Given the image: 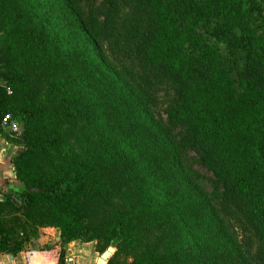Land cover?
I'll list each match as a JSON object with an SVG mask.
<instances>
[{
    "label": "trees",
    "instance_id": "16d2710c",
    "mask_svg": "<svg viewBox=\"0 0 264 264\" xmlns=\"http://www.w3.org/2000/svg\"><path fill=\"white\" fill-rule=\"evenodd\" d=\"M121 2L0 0V33L6 35L0 81L12 75L11 86L17 83L11 97L0 85V115L21 119L25 160L61 175L18 194L79 208L92 193L107 194L114 187L108 184L125 170L122 160H137L138 168L149 163L153 173L165 165L174 177L155 180L136 214L116 225L118 250L129 253L139 244L137 219L171 232L180 226L183 232L200 216L217 223L220 233L205 227L187 248L186 235L177 245L162 233L166 259L264 264V0H129L127 19L120 17ZM47 19L54 21L50 33L44 30ZM52 36L60 46L61 70L53 59ZM119 55L137 63L126 65ZM48 60L50 103L40 105L33 80V73H40L33 70L48 66ZM162 86L173 89L177 100L157 121L151 103ZM14 99L28 103L14 111ZM123 131L129 152L117 142ZM189 150L213 175L210 200L192 187ZM25 208L17 205L27 216ZM228 218L250 228L254 252L231 233ZM78 239L83 232L68 242ZM8 241L0 229V252L9 250ZM15 246L17 252L20 243ZM60 256L58 264H67L65 252Z\"/></svg>",
    "mask_w": 264,
    "mask_h": 264
},
{
    "label": "rangeland",
    "instance_id": "374dc122",
    "mask_svg": "<svg viewBox=\"0 0 264 264\" xmlns=\"http://www.w3.org/2000/svg\"><path fill=\"white\" fill-rule=\"evenodd\" d=\"M128 1L129 0H122L120 4V17L122 19L129 18L128 14L131 12V6L127 5ZM42 16L44 17V15ZM45 22L48 24L44 30L50 33L53 25L49 26V24H53L54 21L47 19ZM5 40L6 35L0 33V49ZM51 41L55 42V48L57 50L53 53V59L57 60V69L61 70L63 64L62 59L59 58L60 46L58 42H56L57 37L52 36ZM107 46L109 47V45ZM46 52L50 53L49 47ZM48 56L49 54L47 57ZM118 57L119 60L126 65L135 66L137 63L127 59L124 55H119ZM114 61L119 64L116 60ZM51 62L48 60V66L38 65V67L33 70L40 73V77L33 73V76L36 78L33 77L34 85L37 87L34 101L40 105L50 103L48 74L49 69L52 68L50 65ZM40 69L41 72H39ZM2 72L8 73V70L3 69ZM12 77L13 76L11 75L8 76L7 81H0V85L7 88V93L10 97L14 95L13 87L17 86L16 82L11 86L13 82L11 80ZM154 92V101L151 103V107L155 113L156 120L160 121V119L166 118V111L177 100L176 94L173 89L164 86L159 88L158 91L154 90ZM12 103L11 107L13 108L10 109L17 111L14 108L20 107L28 102L26 99H14ZM2 115H0V121ZM101 115L104 117L103 113H101ZM92 116L96 117L93 113ZM15 119L21 123V119L18 116ZM77 132L78 128L74 127L72 133L73 137L77 135ZM5 135L7 140L12 141L16 146L21 147H15V156L11 159L10 167L13 177L15 178L14 185H16L17 188L23 189L27 186L33 185H48L54 182L58 175L61 176L59 173H56V170L53 167L42 168L40 165L37 167L33 161H27L24 159L23 154L26 151V140L24 139V136L12 137L7 134ZM125 136L126 133L123 131L122 136L117 139V142L122 144V148L123 145L125 147L130 144V140L123 143V137ZM70 141H73V139L71 138ZM188 153L191 156L192 165L195 170L191 179L192 187L196 188L198 192L203 191L210 200L212 197L209 194L213 191L210 179L213 175L198 162L199 157L197 153L192 150H189ZM122 163L126 166V171L122 170L119 175H114L111 178V182L108 184L113 185L114 187L107 194L92 193L83 204L79 206V208L77 206L78 204L72 205L66 203L60 205L52 200L45 199L43 196L33 194L26 199H22L23 204L26 207L25 211L29 214L26 216L18 211L16 203L14 205L0 203L1 231L4 232L5 237H8L11 244L14 243L16 245V243H20V247L24 249V252L28 253V259H31V263L35 264H41L42 262L49 260L48 257L52 259L55 253V257L58 261L62 252H65V255L69 257L83 255L84 253L81 251L84 252L85 250H83L84 248L82 247L80 249L77 248L75 243L78 242L87 245V253L85 257L88 259L91 258L92 260L89 264H173L166 259L167 242L160 240L162 233H166L177 243V245H180L182 239L186 235V248L189 244H192L197 240V236L200 238L204 232H207L205 227L211 228V231H214L216 234L220 233L217 223L212 219H202L200 216L194 226H188L186 224V231L183 232L182 230L179 232L181 229L180 226L177 227V230L172 229L171 232L170 228L159 227L157 223L154 226H149L147 224H141L140 220L137 219L135 223L136 230L133 232L139 240V244H136L134 250L129 253L122 250L119 251L116 246L118 240L114 235L116 225L125 218L129 219L136 214L139 207L142 206V198L140 197L142 195H147L155 180L166 181L170 177H174L173 171L168 170L165 165H163L162 168L157 167L156 173H153L152 169L148 168L149 163L141 168H138L139 164L135 165L138 163L137 160H122ZM60 167L68 170V165L66 164H61ZM186 187L189 191L188 181H186ZM157 193L158 192H154L152 197H156ZM6 196H9L11 199L13 197L18 198L19 200L21 199L19 195L9 190H6ZM186 199L193 201L194 197L192 199V197L187 194ZM210 203L211 205H214L216 202ZM199 204L198 201V205ZM202 206L204 207L203 204ZM218 209L221 212L219 207ZM228 222L232 230L231 233L236 235L239 243L246 250L254 252L255 244L251 239L253 234L251 231H248L250 228L243 227L241 223L239 227L234 220L229 218ZM7 231H9V233H7ZM79 232H83V234L86 233V239H78L68 242L70 238ZM89 232H91V235H89ZM21 233H23V235H21ZM173 248L175 249L176 247ZM32 251H36L35 254L29 253ZM106 251L110 252V257L104 261L102 260V255Z\"/></svg>",
    "mask_w": 264,
    "mask_h": 264
},
{
    "label": "crops",
    "instance_id": "0c3cea01",
    "mask_svg": "<svg viewBox=\"0 0 264 264\" xmlns=\"http://www.w3.org/2000/svg\"><path fill=\"white\" fill-rule=\"evenodd\" d=\"M10 135L8 132H6L4 130V132H0V203H8L9 202V196H6V190H9L13 193L18 194V190H20V188H17L16 185H14V177H13V173L10 170L11 167V159L14 158L15 153V147L16 148H21L19 146H16V144H14L12 141L7 140L6 135ZM6 188V190H5ZM22 189V188H21ZM20 197V195H19ZM13 199H18L13 197ZM22 201V198L20 199ZM7 233H9V231H7ZM6 234V233H5ZM21 235H23V233H21ZM9 242V246L10 247H14L13 252H10L9 250L7 252H0V263H4V264H35V263H31V259H28L29 256H27L28 253L24 252V249H22L21 247L19 248V250L16 251V246L14 243L11 244L10 241ZM77 245V248H84L83 250H85L84 252L81 251L82 253H84L83 255H76L74 257H69L66 256V258L68 259L67 264H89V262H91V258H86L85 255L87 253L86 250V244H82V243H75ZM75 246V245H74ZM9 247V249H10ZM76 248V249H77ZM36 251H32L29 253L35 254ZM49 254V253H48ZM45 255V254H44ZM56 253L55 255H53V258L51 259L50 257L49 260L42 262L41 264H58V259H56ZM43 258V257H42ZM91 264V263H90Z\"/></svg>",
    "mask_w": 264,
    "mask_h": 264
},
{
    "label": "built area",
    "instance_id": "2783aa9c",
    "mask_svg": "<svg viewBox=\"0 0 264 264\" xmlns=\"http://www.w3.org/2000/svg\"><path fill=\"white\" fill-rule=\"evenodd\" d=\"M1 127L12 137H21L23 133V127L20 122L14 119L11 114L4 116L1 122ZM4 264V263H0Z\"/></svg>",
    "mask_w": 264,
    "mask_h": 264
},
{
    "label": "water",
    "instance_id": "95a60500",
    "mask_svg": "<svg viewBox=\"0 0 264 264\" xmlns=\"http://www.w3.org/2000/svg\"><path fill=\"white\" fill-rule=\"evenodd\" d=\"M86 237H87V234L84 233V234H83V239H86ZM13 250H14V247H10L9 251H10V252H13ZM109 257H110V252H109V251H106V252L102 255V260L106 261ZM0 261H1V259H0Z\"/></svg>",
    "mask_w": 264,
    "mask_h": 264
},
{
    "label": "flooded vegetation",
    "instance_id": "af4514ba",
    "mask_svg": "<svg viewBox=\"0 0 264 264\" xmlns=\"http://www.w3.org/2000/svg\"><path fill=\"white\" fill-rule=\"evenodd\" d=\"M17 205H23V202L19 199H13Z\"/></svg>",
    "mask_w": 264,
    "mask_h": 264
}]
</instances>
